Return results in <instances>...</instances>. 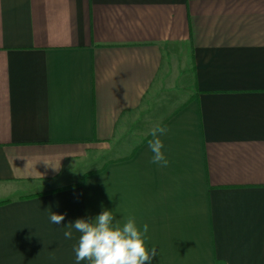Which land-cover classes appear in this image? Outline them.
<instances>
[{
	"label": "crops",
	"instance_id": "obj_1",
	"mask_svg": "<svg viewBox=\"0 0 264 264\" xmlns=\"http://www.w3.org/2000/svg\"><path fill=\"white\" fill-rule=\"evenodd\" d=\"M104 210L150 264H264V0H0V264Z\"/></svg>",
	"mask_w": 264,
	"mask_h": 264
},
{
	"label": "clouds",
	"instance_id": "obj_2",
	"mask_svg": "<svg viewBox=\"0 0 264 264\" xmlns=\"http://www.w3.org/2000/svg\"><path fill=\"white\" fill-rule=\"evenodd\" d=\"M167 132L166 126L157 124L151 129L152 139L148 141L153 154L151 163L160 167H167L170 163L160 138ZM64 219L63 214L52 213L50 216L51 223L55 225ZM66 227L69 229L64 232L66 239L72 238L73 228L81 234L74 246L77 264L81 261H87V264H150L153 257L158 255L156 246L149 249L146 243L149 240L148 224L145 223L141 230L132 216L125 218L121 224L120 220H115L112 211L104 210L94 220L77 219Z\"/></svg>",
	"mask_w": 264,
	"mask_h": 264
}]
</instances>
